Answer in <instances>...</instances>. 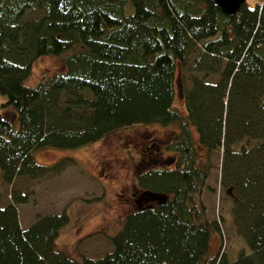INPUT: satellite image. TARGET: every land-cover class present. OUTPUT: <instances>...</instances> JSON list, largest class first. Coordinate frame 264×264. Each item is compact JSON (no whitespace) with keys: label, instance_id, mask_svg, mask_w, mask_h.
<instances>
[{"label":"trees","instance_id":"16d2710c","mask_svg":"<svg viewBox=\"0 0 264 264\" xmlns=\"http://www.w3.org/2000/svg\"><path fill=\"white\" fill-rule=\"evenodd\" d=\"M63 53L62 70L24 83L35 59ZM0 93L6 183L74 162H39L37 148L78 147L134 124L175 126L165 140L142 137V200L112 234L91 233H105L112 249L69 255L56 246L68 210L22 227L17 203L27 195L13 192L0 205V264H264V0L233 15L213 0H0ZM217 166L247 244L232 261L212 253L224 216L208 214L204 191Z\"/></svg>","mask_w":264,"mask_h":264},{"label":"rangeland","instance_id":"374dc122","mask_svg":"<svg viewBox=\"0 0 264 264\" xmlns=\"http://www.w3.org/2000/svg\"><path fill=\"white\" fill-rule=\"evenodd\" d=\"M262 1L246 0L250 6ZM64 56L66 53L46 54L35 59L31 73L24 79V83L34 85L43 75L62 70ZM177 74L181 78L180 68ZM189 75L190 72L183 71L187 86L190 85ZM216 77L217 75H211L212 79ZM5 99L6 96L0 93V105ZM175 104L182 108L180 95L177 96ZM169 128L175 126L134 124L78 147L37 148L33 154L39 162L52 163L59 158H72L74 162L67 164L58 173H47L38 177L18 175L12 183L4 182L0 173V205L11 201L13 192L26 194L28 200L17 203L22 227L31 224L37 214L60 212L66 208L70 221L59 230L57 248L75 258L82 253L102 255L112 249V245L105 233H91L105 230L112 234L116 231L122 215L132 206L133 198L129 192L135 184V167L139 160L142 137L148 133L162 141L168 135ZM166 153L167 151L163 152ZM220 159L221 154L214 152L212 161L218 164ZM219 178L217 166L211 169L204 191L208 214L219 218L224 216L222 234L220 238L213 240L212 253L217 250L224 252L228 261H232L239 248L247 247V244L235 228L231 212L233 202L220 189ZM93 196L99 197L96 200H87Z\"/></svg>","mask_w":264,"mask_h":264},{"label":"water","instance_id":"95a60500","mask_svg":"<svg viewBox=\"0 0 264 264\" xmlns=\"http://www.w3.org/2000/svg\"><path fill=\"white\" fill-rule=\"evenodd\" d=\"M245 1L246 0H213V2L220 7L221 11L227 15L235 14Z\"/></svg>","mask_w":264,"mask_h":264},{"label":"flooded vegetation","instance_id":"af4514ba","mask_svg":"<svg viewBox=\"0 0 264 264\" xmlns=\"http://www.w3.org/2000/svg\"><path fill=\"white\" fill-rule=\"evenodd\" d=\"M129 193L132 196V198H134L137 202H140L144 197L141 192L139 193L137 190H135L134 186L131 187Z\"/></svg>","mask_w":264,"mask_h":264}]
</instances>
